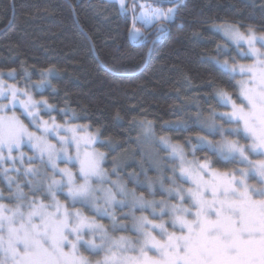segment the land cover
Masks as SVG:
<instances>
[{"label":"snow or ice","instance_id":"snow-or-ice-1","mask_svg":"<svg viewBox=\"0 0 264 264\" xmlns=\"http://www.w3.org/2000/svg\"><path fill=\"white\" fill-rule=\"evenodd\" d=\"M165 2L174 6H156ZM118 3L122 13L129 11L126 0ZM130 7V40L144 45L149 36L138 22L154 28V45L179 11L176 0H132ZM213 26L237 49L246 44L237 55L253 63L216 61L231 79L242 77L236 99L222 88L216 92L218 103L231 110L190 118L206 133H197L195 144L185 140L191 159L183 145L159 137L168 163L153 162L160 173L155 178L141 166L125 179L116 160L105 168L108 155L94 147L105 143L99 132L43 119L41 111L53 110L47 99L0 79V176L8 190L6 196L0 189V264H264V34L257 36L251 25L241 31L230 21ZM162 127L187 130L188 121ZM144 131L154 137L151 121ZM205 150L215 164L232 167L221 170L207 156L196 157ZM81 248L102 255L93 261Z\"/></svg>","mask_w":264,"mask_h":264},{"label":"trees","instance_id":"trees-1","mask_svg":"<svg viewBox=\"0 0 264 264\" xmlns=\"http://www.w3.org/2000/svg\"><path fill=\"white\" fill-rule=\"evenodd\" d=\"M176 3L179 11L168 31L153 45L154 28H144V45L130 40L132 14L111 0H0V70L55 67L54 90L37 95L54 107L56 118L89 125L108 138L115 151L98 144L107 151L105 164L122 155L125 179L141 166L155 178L147 151L136 145L140 125L151 121L156 134L189 148L187 138L195 144L197 133L206 135L193 123L196 115L207 119L211 108H226L218 103V89L235 92L233 79L216 64L227 55L218 48L224 40L209 25L230 21L264 34V0ZM181 121H188L187 130L162 127ZM196 156L202 158V151ZM0 185L7 194L1 176Z\"/></svg>","mask_w":264,"mask_h":264},{"label":"rangeland","instance_id":"rangeland-1","mask_svg":"<svg viewBox=\"0 0 264 264\" xmlns=\"http://www.w3.org/2000/svg\"><path fill=\"white\" fill-rule=\"evenodd\" d=\"M111 1L116 2L117 5H118V8L120 10V6H119V3H118V0H111ZM126 3L129 5V11H128V13L132 14V10H131V7H130V5L132 3V0H126ZM168 7H171V6H168ZM167 8H164V9L166 10ZM136 12H137V14L139 13V8H137ZM220 23H222V22H213V23H211L209 25L210 29L212 31H214V32L219 33L222 36L223 40H224L223 43H221L219 45L220 46L219 48L221 49L222 52L227 53V55L224 56L220 61L223 62L224 60L227 59L229 61V64H231L232 61H233V58H234L237 64H252L253 63V58H244V59H242L239 55H237V53L239 51H245V52L247 51V45L246 44H243L242 43V47L240 49H237V47H236V45L234 43H232L230 41H227L226 38H224L222 32H219V31H217L214 28V26H213L214 24L215 25H219ZM137 27L141 29V32L142 33H144L143 30H144L145 27L142 24H140L138 22L137 23ZM246 28L247 27H241L240 26V30L241 31H246ZM255 31H256L257 36L263 34V33L259 32V31H257L256 29H255ZM257 47H260L259 43H257ZM225 48H226V50H222V49H225ZM9 72H13V76L10 77L8 75ZM57 73H58V71L56 70L55 67H49V68L37 69V70H32L30 68H22L19 71L15 70V69H9V70H0V79H3L8 84H16L20 88H26L28 91H30V93L32 94V96H33L34 99L41 100V99H45V98L42 97V96H38L37 94L43 92L46 88H48V87L51 86V79H52V77H54L55 75H57ZM241 79H242V77L239 76V75H237L235 77V79H233V82H234V85H235V92L234 93H231L230 91H227V92H229L231 94V96H232L233 99H236V96L238 94V81H240ZM243 79H247V77H243ZM42 80H46V83H45L44 87L41 88V89H37L35 87V85H37L38 83H40ZM51 87L54 90V87L53 86H51ZM237 103H239V101H237ZM52 108L54 109L53 106H52ZM213 110L216 113H224V112L230 111L231 108H230V106L229 107H226L224 109H219V108L213 107V108L210 109V113ZM16 111H17V115H19V113H20L21 110L19 108H17ZM46 113H49V112L41 111V116L43 117V119H45V120H51V118L54 117L57 123H60V124H64L65 123V122L59 121L56 118V113L50 112L49 115H45ZM9 114H11V113H9ZM27 122L28 121L25 120V123H27ZM216 122L218 124L219 123H223V121L220 120L219 118H217ZM72 124L85 125V124L80 123V122H74ZM144 125L145 124L140 125L141 131H140V135H138V138H137V141L138 142L136 144L137 147H138V151H140V152H146L147 151L148 157L151 159L150 161H151L152 164L157 159L162 160L164 163H168V161H167L168 152L160 144L159 137L164 136V137L169 138V139H170V137L167 136V135H158L153 130V132L155 133L154 137H152L151 139H148V138H146V134H145V131H144ZM225 126L227 127V125H225ZM88 132L91 133V134H96L99 131L97 129H91L89 127ZM200 135H205V134H200ZM209 138H211V137H209ZM216 139H219V136H217ZM99 141L105 142L103 144L104 147L105 146L108 147V145L110 144L109 143L110 140L108 138L105 139V138L101 137L100 134H99ZM170 141L173 142V143H179L177 141H173L172 139H170ZM53 142H55V141L53 140ZM241 142L244 143L243 140ZM96 144L97 145H94L95 148H97L98 150L103 151V152H105L107 154V151L102 150V149H100L98 147V144H101V143L98 142ZM184 150L187 153V151H190L191 150V146H189V148L184 147ZM22 151H24L27 155H32L31 150L27 146H24L22 148ZM202 155H203V157L207 156L209 158V160H211V161H216V157L212 153H210L208 151H202ZM121 156L122 155H120L115 160L118 161L121 158ZM196 157L199 158L198 156H196ZM188 158L191 159L192 156H189L188 155ZM109 159L112 160L113 159V156L110 157ZM112 161L108 162L107 164H104L105 168L111 170V168H112ZM8 166H10V165H8V164L5 165V167H8ZM150 166L153 167L151 164H150ZM170 166L171 165L169 164V167ZM60 167H64V164L61 163L60 164ZM225 167H229L230 168V167H232V165H222V167H218V168H220L221 170H223ZM157 173H158V175L160 174L158 171H157ZM165 175H171V173L170 172L168 174L165 173ZM1 178L3 179V181L6 184V181L4 180L3 176H1ZM113 178H115V177H113ZM255 182H256L255 179H253V180L250 181V183H255ZM0 189H3V187L1 185H0ZM7 194L5 192V195L6 196H7ZM149 198H151V197H149ZM155 199L159 200V199H161V196L160 195H157L155 197ZM77 207H79V205ZM83 211L85 212L86 215H90V216L92 215V213L89 212L87 209H83ZM117 214L119 215V210H117ZM97 219H98L99 222L105 224L106 226L109 225V223H110L109 219L106 218V217L105 218L97 217ZM81 252H83L84 255L89 256V258H91L93 261L96 260V259H99L100 258V255H102V254H100V255H93L92 253L85 251L83 248H81Z\"/></svg>","mask_w":264,"mask_h":264}]
</instances>
